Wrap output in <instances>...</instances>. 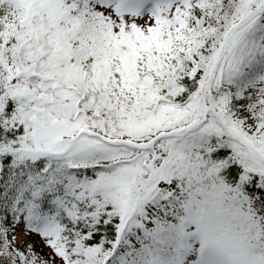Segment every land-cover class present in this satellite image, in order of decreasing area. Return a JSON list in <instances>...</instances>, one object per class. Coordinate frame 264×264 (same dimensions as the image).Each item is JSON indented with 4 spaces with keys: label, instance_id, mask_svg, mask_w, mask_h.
I'll return each instance as SVG.
<instances>
[{
    "label": "snow or ice",
    "instance_id": "obj_1",
    "mask_svg": "<svg viewBox=\"0 0 264 264\" xmlns=\"http://www.w3.org/2000/svg\"><path fill=\"white\" fill-rule=\"evenodd\" d=\"M0 264H264V0H0Z\"/></svg>",
    "mask_w": 264,
    "mask_h": 264
},
{
    "label": "rangeland",
    "instance_id": "obj_2",
    "mask_svg": "<svg viewBox=\"0 0 264 264\" xmlns=\"http://www.w3.org/2000/svg\"><path fill=\"white\" fill-rule=\"evenodd\" d=\"M37 250H38V251H40V250H41V246H40V245H38V246H37ZM44 251H47V250H46V249H44Z\"/></svg>",
    "mask_w": 264,
    "mask_h": 264
}]
</instances>
